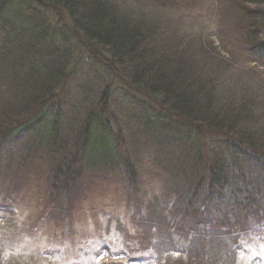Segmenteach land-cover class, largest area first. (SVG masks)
Masks as SVG:
<instances>
[{
	"label": "trees",
	"instance_id": "16d2710c",
	"mask_svg": "<svg viewBox=\"0 0 264 264\" xmlns=\"http://www.w3.org/2000/svg\"><path fill=\"white\" fill-rule=\"evenodd\" d=\"M169 1L180 4L186 0ZM19 4L22 8L8 12ZM21 9L23 24L19 14ZM124 9L118 0H0V171L9 172V157L16 153L13 167L24 169L26 163L40 161L42 177L46 172L53 184L57 179L68 181L74 194L84 186V179L92 178L89 169L100 172L94 177L105 185L122 187L125 178L134 180V175L132 172L128 176L123 171L119 173L114 168L115 161L124 165L126 161L149 155L158 167V171L151 175L164 186L166 194L159 197L161 200L155 198V205L147 207L163 212L166 224H150L160 222L156 219L141 227L143 233L158 240L156 248L167 247L185 231L213 233L218 227L225 231L238 226L248 229L245 236L250 230L263 231L264 220L255 219V215L258 207L264 209V190L255 185L257 181L264 182V176L247 175V187H243L239 186L243 183L222 178V175L231 174L230 167L235 172L224 155L236 158L241 154L242 159L237 161L259 165L264 159V124L255 119L257 114L264 115V84L257 79L264 66L255 58L249 60L245 57L248 63L237 70L232 67V62L228 64L227 58L216 57L213 53L219 54L222 50L229 53L240 47L253 55L264 49V0H218L214 11L215 30L197 36L194 32L188 33V25L184 27L182 18L164 25L163 28L169 30L163 29L164 35L160 36L154 31L156 25L161 28V24ZM48 11L64 24L60 28L63 34L54 30L56 27L38 32L35 30L38 24L32 27L27 23L25 17L30 21L38 18L39 25H42L41 15ZM143 18L148 22L138 23ZM64 31H69L75 38L74 47L97 58L109 75L120 78L129 90L149 102V109L154 106L156 112L146 116L149 121L144 129L145 133L152 134L153 143L149 139L147 145L132 146L125 157H119L118 144H109L118 137L119 129L114 133L109 122L96 123L93 115L82 120L75 118L72 105L73 127L62 126L58 119L60 105L65 99L61 95L73 75L79 72L78 63L81 62L77 59L76 65L71 41L68 37L64 39L67 35ZM207 42H210L209 46ZM19 56L26 60V65L21 63L16 68L12 65ZM234 59L235 64L244 61L239 54ZM4 68L8 74L2 73ZM107 91H103L97 102L106 105V109ZM44 112L58 118L46 125L48 118ZM159 115L168 119L165 121L168 127L158 119ZM117 118L114 117L119 126ZM171 118L176 122L172 123ZM157 120L159 127L153 130ZM74 122L78 128L75 136L70 138L74 126H77ZM181 127L188 134L180 144L177 137L182 131L175 128ZM101 130L105 134H101V140L97 142L102 146L99 153L92 146L96 143L92 137L95 138V132ZM191 134L220 145L213 154L208 150L202 152L196 142H192L195 139ZM24 135H33V141L19 147ZM70 140L71 144L66 145ZM6 147L17 148L19 152ZM30 148H35L37 155L18 156L21 150L27 152ZM191 156L195 158L193 166L187 164L190 171H183L184 158L188 160ZM95 161L104 163L102 167L106 170L96 169L93 166ZM167 165L168 171L164 167ZM251 180H254L252 185ZM124 187L127 189L126 185ZM183 207H194L196 214L194 217L185 215L190 222L178 229V223L184 219L179 214ZM224 207L232 208L227 213L232 220L230 225H223L220 219H215L217 223H214L211 217H206L209 211L217 213L219 209L224 212ZM254 208L255 214H249ZM240 215L251 217L245 227L239 221L234 224ZM229 217L226 216L225 223L230 221ZM133 222L138 226L135 218ZM161 232L167 234L165 239ZM171 252L166 251V254ZM185 255L197 257V254L192 256L189 247ZM205 256L207 253L201 251L196 259L206 263Z\"/></svg>",
	"mask_w": 264,
	"mask_h": 264
},
{
	"label": "rangeland",
	"instance_id": "374dc122",
	"mask_svg": "<svg viewBox=\"0 0 264 264\" xmlns=\"http://www.w3.org/2000/svg\"><path fill=\"white\" fill-rule=\"evenodd\" d=\"M118 1L127 11L141 14L149 18L147 20H154L153 22L161 24V28L156 25L154 31L158 32L160 36L164 35L163 29H166L163 28L164 25H169L172 20L178 21L180 18L183 20L184 27L185 24L188 25V33L194 32L196 36L205 31L210 33V31L215 30L214 11H216L218 0H186L180 4L172 3L169 0ZM199 1L202 2L198 3ZM18 8H22V5L19 4L8 12L15 11ZM15 13L17 14V12ZM19 14L22 15L21 24H23L22 9ZM25 18L28 24L31 23V26L38 24L35 28L38 32L48 31L51 27H56L54 30L60 31V28L64 27V24L51 11L42 13V25H39L38 18L34 21ZM147 20L143 18L138 23ZM31 26L30 28L33 27ZM21 27L23 26L21 25ZM64 32L68 35L64 33L66 35L64 39L68 37L71 41V47H73L72 57L73 59L76 58V65L77 59L81 62L78 63L79 72L73 75L65 92L61 95L65 99L60 105V117L58 119L62 126L73 127L71 124L72 105L74 112H76L75 118L85 119L93 115L96 123L109 122L114 133H117L119 129L118 137L112 139L109 143L118 144L119 157H125L132 146L140 143L147 145L149 139L153 143L152 134L149 131H146L149 134L145 133L144 129L149 121L146 116H152L151 113L156 112L154 106L149 109V102L129 90L120 78H116L112 74V76L109 75L107 69L97 58L95 59L88 53L83 52V54L80 49L74 47L75 38L69 31ZM61 33L63 34V32ZM61 40H63V37H61ZM58 43L61 45L60 40H58ZM209 44L210 42H207L208 46ZM214 45L218 46V42L214 41ZM229 53H233V55L231 54V56ZM229 53L222 50V53L213 54L216 57L221 55L225 59L227 58L228 64L232 62L234 64L232 67L237 70L244 68L243 65L248 63L247 59L250 60L251 58L257 59L260 65L264 66V49L251 55L242 48L237 47L236 50L232 49V52ZM238 54L242 55L244 61L241 60L239 64H235L236 60L234 58ZM79 55L82 58H78ZM9 60L10 58L7 62ZM21 63L25 66L26 60L21 59L19 56V59L13 61L12 66L19 68ZM4 71L8 74L7 69L4 68L2 73ZM80 72L84 73L83 76L87 79L81 76ZM257 79L260 84L261 82L264 84V71ZM105 89L108 90L107 95H105L108 109L102 103L97 104ZM149 101L152 102L150 99ZM65 105L66 108H64ZM103 110L106 113H103ZM44 115L45 118H48L45 122L46 125L58 118L51 116L48 112H44ZM115 116L119 117L117 118L119 126L115 122ZM256 116L255 119L261 125L264 124V115L257 114ZM158 119L162 120L165 126L168 127L167 122H165L168 119L165 116L159 115ZM171 119L172 123L176 122L173 118ZM150 120L153 119L150 118ZM158 127L157 120V125L154 126L153 130ZM77 128L78 125L74 126L70 138L75 136ZM183 129L185 128H175V130L182 131L177 137L180 144L188 134ZM101 134H105L103 130L96 131L95 138L92 137L93 141L96 140V143H93L92 146L99 153H101L102 146L99 145V147L97 142L101 140ZM135 134L139 137H136ZM161 135L164 136V133ZM191 136L195 139L192 142H196V146L201 148L202 152L208 150L213 154L214 149L217 150L220 145L213 140H202L195 134H191ZM32 141L33 135H24L21 137L18 146H23ZM71 141H66V145ZM6 149L19 152L17 148L6 147ZM22 151L18 154L19 157H22ZM37 153V151H34L32 154L37 155ZM15 154L11 153V157H9V172L6 174L4 171H0V202L7 201L8 198L19 199L12 204H0V264H264V230L260 232L250 230L247 236L245 235L248 229L244 230L241 226L225 231L220 230V227H218L213 233H206L201 230L194 233L185 231L183 236L187 240L186 245L189 247L192 256L197 254L195 258L179 255L180 248H177L178 251L176 252L166 254V251L171 252L173 249V245L169 243L167 247L155 249L154 246L158 240L151 238L150 234H145L143 231L138 234L139 238H137L136 231L129 223L130 216H134L139 230L146 223L149 224L156 219H160V222L150 224L164 226L167 222L163 212L154 208H147L149 205H155V198L161 200L159 197L162 196L163 198L166 195L164 186L151 175V173L158 171V167L154 164L153 157L149 155L146 157L141 155L132 160L134 163L126 161L124 165L122 162L120 165L119 161H115L116 167L114 168L119 173L123 171L128 176L132 172L134 175V180L126 177L122 187L105 185L97 177H94L100 172L89 169L88 171L93 174L92 178L87 177L84 179V186H80L73 194L71 183L57 179L53 184L48 173L45 172L40 184L34 185L36 191L25 194L30 185V180L39 179L41 162L30 163L26 170L20 167L14 168ZM25 154H29V152L27 151ZM115 157L117 158L114 153ZM233 157L223 156L224 159L229 161V165L233 166L235 172L230 167L231 174L222 175V178H228L240 184L243 183L239 186L247 187V175L250 174L259 178L264 176V159L260 160L261 164L259 165L237 161L242 159L241 154H237L234 159ZM194 159L193 156L188 160L184 158L183 171H190L186 165L192 167ZM93 166L96 169L103 168L106 170L105 167H102L104 163L95 161ZM164 167L166 171L169 170L168 165ZM253 182L254 180H251V185ZM63 185L67 186L63 187ZM255 186L259 187V190H264L263 181H257ZM131 193L133 196L129 197ZM125 203L131 207L130 210L126 208ZM49 208H52V210H48ZM258 208L259 211L256 213L255 219L264 220V209L262 207ZM230 209L232 208L224 207V212L217 209V213L209 211L206 217H211L214 223H217L215 219H220L223 225H230L232 220L227 214ZM252 213L255 214V208L249 214ZM179 214L184 216V219L178 223V229H181L190 222L187 217H194L196 212L194 207H183ZM226 216L230 218L227 223H225ZM247 217L248 215L237 216L234 224L239 221L245 227L251 220V217ZM161 233L163 239H165L167 234ZM261 234L263 235L261 236ZM235 245L236 249H233ZM201 251L208 255L205 256L206 263L196 259L200 256Z\"/></svg>",
	"mask_w": 264,
	"mask_h": 264
}]
</instances>
